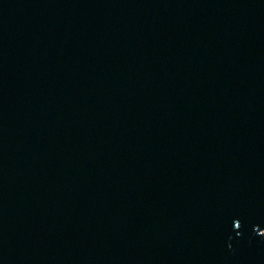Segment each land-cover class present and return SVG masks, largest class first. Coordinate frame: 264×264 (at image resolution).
Segmentation results:
<instances>
[{"label":"water","instance_id":"95a60500","mask_svg":"<svg viewBox=\"0 0 264 264\" xmlns=\"http://www.w3.org/2000/svg\"><path fill=\"white\" fill-rule=\"evenodd\" d=\"M0 264H264V0H0Z\"/></svg>","mask_w":264,"mask_h":264}]
</instances>
